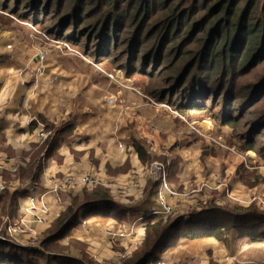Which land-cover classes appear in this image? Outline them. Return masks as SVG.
<instances>
[{
    "label": "crops",
    "instance_id": "1",
    "mask_svg": "<svg viewBox=\"0 0 264 264\" xmlns=\"http://www.w3.org/2000/svg\"><path fill=\"white\" fill-rule=\"evenodd\" d=\"M4 39L9 40L0 42V130L4 138L0 145V159L4 162L10 160L11 164L3 165L0 174H13L15 167H25L29 159L24 154L30 152L32 146L42 144L36 139L37 128L43 127L41 124L60 129L72 123L74 131L58 143L57 156L61 162L42 159V174L33 191L42 192L52 177L74 176L73 180L79 182L77 177L91 174L102 182V186L89 191L105 189L116 206L113 214L117 210L125 212L122 220L99 214L81 219L80 226L72 229L66 239L76 243V247H71L68 252L69 256L79 259L84 255L96 264H119L143 246V218L154 203L155 188L144 169L151 161L165 164L167 180L174 175L175 180L171 182L175 186L168 182L183 195L170 203L172 216L198 213L199 206L204 209L207 203L217 199V194L213 197L204 195L202 199H208L204 202L200 196H192L191 189L204 180L212 183L220 175L228 177L231 183L233 198L226 200L248 207L257 195L262 200L257 207L264 211V181L249 188L237 174L240 166L255 170L256 163L248 154H243L242 163L223 139L226 147L222 142L223 147L207 144L205 135L192 132L183 120L174 121L176 117L162 108L156 112L135 94L127 100L119 97L110 106L109 99L114 97L111 91L95 83L84 67L74 66L73 60L68 58L70 56L57 50L52 52L53 55L45 48L47 59L41 63L33 56L43 46L31 48L33 42L28 38L15 39L9 33ZM13 44L16 49L7 48ZM18 48L21 52L17 51ZM28 52H32L31 58H28ZM66 60L72 61L73 65L65 63ZM163 112L172 119H160ZM32 124L38 127L30 129ZM211 135H215L214 130ZM134 141L143 142L146 147L144 162L138 157ZM177 160L173 172L172 164ZM25 200L19 199L16 217L27 205ZM50 205L55 214L52 222L62 212L64 204H56L51 199ZM161 220L153 218L152 222ZM108 229L115 234L128 232L130 236L113 239L106 235ZM62 244L66 245V241ZM155 257L156 264H264V238H240L236 231H229L225 233L224 241L212 237L178 239L175 245L156 252Z\"/></svg>",
    "mask_w": 264,
    "mask_h": 264
},
{
    "label": "trees",
    "instance_id": "2",
    "mask_svg": "<svg viewBox=\"0 0 264 264\" xmlns=\"http://www.w3.org/2000/svg\"><path fill=\"white\" fill-rule=\"evenodd\" d=\"M30 1L37 4L38 7L44 4L49 5L52 2V0ZM174 1L131 0L130 3L121 5L117 4L116 0H111V2L102 5L101 2L94 0H76V3H74L76 5L75 14L78 13L81 16L80 23L84 21L89 23L92 15L99 18L97 24L87 28V32L80 35L79 40L92 29L91 36L93 35L95 40L101 39L103 41L95 48V55L106 57L108 60H110L108 57L111 56H113V60L124 44H126L127 52L132 58H153L157 55H163L162 61L166 60V65L168 64L164 69L165 78L162 80L157 75L153 77V73L149 79L151 82L155 81V84L143 93L147 97V101L139 94L137 95L148 106H150V103L152 104V101H156L153 103L163 109L164 106H161V104L165 102V99L161 96L160 90L162 87L170 84L173 88H180L186 82L188 84L198 83L200 89L194 90L187 96L178 95L174 103L166 101L165 104L178 112L187 122H200V120H189L188 118H202L205 115L207 100L203 99L207 92L208 95H212L209 92H221L225 91L226 88H230V94H235L234 90L238 86L236 83L238 75L248 74L255 69H261L264 72V0H203L200 3L199 10L196 6L199 0H178L173 4ZM180 3L186 6L184 8L185 12L176 5ZM68 6L69 3L66 7ZM110 7H113L114 14L107 18L100 17L98 11ZM122 7L126 12L131 10V16L126 17L121 14L119 10ZM256 7L260 10L258 12H260V18H263L262 22H257L254 25L247 24L246 21ZM160 10L162 11L161 14H159ZM135 14L136 16H134ZM140 16L142 18L141 22H144V24L147 22L148 17L153 18L151 23L154 27L151 31L145 32V28L141 23L136 28ZM134 17H138V20H134ZM116 18H121L123 24L129 21L131 25L135 26L126 25L125 31L121 32L119 37L118 30L114 28ZM180 28L185 29V38L199 36L195 39V44L201 42V46L195 52L189 53V59L191 60L181 65L175 72H171L176 62H172L169 52L164 54V45L167 42L173 43L175 41ZM132 29L134 31L130 33L128 30ZM156 30L158 31L156 32ZM47 34L52 35L49 31ZM73 35L76 36V33L74 32ZM61 36L63 35L56 38L61 42L67 41L62 39ZM166 37H169V39L167 40ZM124 39L127 40L120 44V41ZM75 42L78 43L79 41ZM67 43L72 46L76 44H72L69 40ZM111 43L112 48H110ZM197 56L199 57L197 58ZM129 66L130 63H126V67ZM140 72V69H138L136 73L139 74ZM215 98L216 103L217 97L215 96ZM243 99H246V97ZM246 101L250 102L249 99ZM231 111L237 112V105H231ZM242 114L241 111L235 119L229 116L224 120L212 121L215 136L223 139L228 147L235 146L243 154L252 151L260 156L261 153L264 154V148L261 146L255 147L253 141L256 131H259L260 135L264 131V114L251 119L247 133L236 137L232 135L228 128L237 127V122L242 119ZM183 118L176 117L174 121L181 122ZM41 125L44 130L51 131V135L40 146H32L31 151L24 154L29 159L25 167L18 166L13 174L5 172L3 175L6 180H19L21 185L29 182L34 189L37 187L38 179L42 174V166L44 165L42 159L52 158L61 162V159L57 156L58 143L65 140L74 131V125L67 123L60 129ZM35 126L38 127L37 124H32L30 129ZM224 130L227 131L224 132ZM3 142V133L0 130V145ZM133 144L139 159L144 162L147 159L144 143L134 141ZM177 162L178 160L172 164V167H174L173 172L177 168ZM255 170H248L244 166L238 168L237 174L240 181L249 188L255 187L264 181ZM170 176L167 181L172 183L171 181L175 180L174 175ZM153 186L155 188L154 195H156L158 183H153ZM28 194L27 189H20L1 195L0 214L10 217L15 216L19 199L26 197ZM62 195L65 197L63 201L64 209L42 231L41 235L43 237L49 231L45 238L43 237L41 247L44 246L43 248L46 249L56 243L60 246V249L54 252H45L43 249L37 251L36 247L22 248L14 244L0 243V264H85L81 260L87 259L84 255H81L79 259L68 255L71 247H76L75 242H67L66 240L70 237L71 230L80 226L81 219L94 214L113 215L120 220L125 217V212L122 210H117L113 214L116 206L108 191L103 188H96L91 191L84 188L78 191L64 192ZM235 207L236 209L230 211L227 208H221L220 205L207 203L202 212H192L189 215L180 216H172V214L156 223L152 222L154 218L152 215L146 214L142 222L145 228L144 244L124 263L156 264L155 253L166 246L175 245L178 239L212 237L224 241L225 233L229 231H236L237 236L240 238L249 237L252 240L264 238V211L256 205H249L248 207L235 205ZM61 241L62 243L66 241V245L62 244L61 246L59 244Z\"/></svg>",
    "mask_w": 264,
    "mask_h": 264
},
{
    "label": "rangeland",
    "instance_id": "3",
    "mask_svg": "<svg viewBox=\"0 0 264 264\" xmlns=\"http://www.w3.org/2000/svg\"><path fill=\"white\" fill-rule=\"evenodd\" d=\"M94 1H99L102 3V5L111 2V0H94ZM177 1L178 0H175L173 4H175ZM116 2L117 4L126 5L128 2L130 3L131 0H116ZM201 2H203V0H199V2L196 4L198 10ZM68 3L69 6L66 7ZM74 3H76V0H52L51 4L49 5L44 4L38 7L37 4L31 3L30 0H0V42L2 40L8 41L9 39H4V36H7V34L9 33L15 39L19 37L28 38L29 41L33 42V45H30L31 48H35L37 46L39 48L43 46L49 49L51 53L57 51H60V53H65L64 55L70 56L68 58L73 60L74 66L78 65L84 67L86 72L91 73V77L95 83H97L102 87H107L111 91L112 93L111 96L114 95V97H111L109 99L110 106H113L116 103V100L119 99V97L127 100L137 94L142 96L147 101V97L143 95V93L146 92L148 88L153 87L155 84V81L151 82L149 79L152 76V74L154 73L153 77L157 75L158 77L162 78V80L163 78H165L164 69L167 67L168 64L166 65L167 62L166 60L162 61L163 55H157L153 58H143V57L142 59H136L135 57L132 58L131 55L127 52V47H125L126 44H124L121 50L117 52L113 60H112L113 56L108 57L110 58V60H108L106 57H97L94 53L95 52L94 50L103 41L101 39L95 40V37H93V35L91 36L92 29H90L88 34L83 36L81 40H79V38L80 35H83L84 32H87V28L97 24L99 18L97 16L92 15L91 21L89 23H86L85 21L80 23L81 16L78 13L75 14L76 5ZM176 5H178L180 9H182V11L185 12L184 8H186V6H184L182 3ZM258 11H260L258 7L253 9L250 18L246 21L247 24L254 25L257 22L258 23L262 22L263 18H260L259 15L260 12ZM119 12L121 14H124L126 17L128 15L131 16L132 14L131 10L126 12L124 7H122V9H120ZM161 13L162 11L160 10L159 14ZM98 14L102 18H107L109 16H112L114 14L113 7L103 8L102 11H98ZM134 16H136V14ZM134 20H138V17H134ZM141 20L142 18L140 16V21L137 22L136 28H138L141 23V25H143L145 28V32H149L153 29L154 25L151 23L153 18L148 17L147 22L145 24L144 22H141ZM128 24L131 27L135 26V25H131L129 21H127L126 24H123L121 18H116L114 20V28L118 30L117 31L118 36L120 35L121 32L125 31V27ZM134 29L128 31H130L131 33L134 31ZM48 31L51 32L52 35L54 36L47 34ZM157 31L158 30H156V32ZM184 31L185 29L180 28L175 38V41L173 43L167 42L166 45H164L165 48L164 54L169 52V57L170 59H172V62H176V64L171 69V72H175L181 67V65L191 60L189 59L190 58L189 53L195 52L201 46V42L195 44L196 42L195 39H197L199 36L195 38H185L186 34H184ZM74 32L76 33V36L73 35ZM163 33L164 32L162 29V35ZM56 34H58L59 36L63 35L61 36L62 39H65L67 41L69 40L72 42V44L76 43L75 41H79V42L73 45L74 46L73 47L72 45L68 44L67 41L61 42L59 39H57L56 37L59 36ZM166 39L168 40L169 37L168 38L166 37ZM125 40L127 39L120 41V44H123ZM14 46L15 44H13L12 49L13 48L16 49ZM110 48H112V43ZM17 51L21 52V49L18 48ZM27 54H29L28 58H31L32 52H28ZM52 54L54 55V53ZM198 57L199 56H197V58ZM73 62L67 60L65 61V63H68L70 66L73 65ZM126 63L128 64L130 63V66L126 67ZM138 69H140L141 71L139 74L136 73ZM112 78H115V80L119 81V83H115L113 81L114 79ZM236 83L238 84V86L234 90L235 94L233 93L230 94V88H226L225 91H221V92L218 91L209 92L212 95H208V92L205 94V97L203 99V100H207L206 101L207 111L205 115L202 118H195V117L188 118L189 120H200V122H196V121L187 122L186 119L183 118L178 112L174 111L171 107L165 104L167 102L174 103L177 100L178 95L182 94L184 96H187L190 95L194 90L200 89L199 87L200 85L198 83L188 84L186 82L183 85V87L181 86L180 88L178 87L173 88L170 86V84L165 85L160 90L161 96L164 97L165 99V102H163L161 106H164L163 109L167 113L173 114L172 116L183 118L182 120L186 123V125L188 124L192 132L196 133L199 136L205 135L207 144H211V146L219 147L218 138L220 137L217 138L215 135H211L213 131L212 121L224 120L226 119V117L229 116H232V118L235 119L237 118V115L242 111L243 112L241 117L242 119H240L237 122L238 126L233 129L228 128V130L232 132V135L238 137V136H243L247 133L249 124H251V119L264 114V72L261 69H255L248 74L238 75L236 78ZM215 96L217 97L216 103H215L216 100ZM244 97H246V99H243ZM247 99H249L250 102L246 101ZM153 102L154 101H152L153 105L151 103L149 104L151 109L154 108L156 112H159L158 109L160 108V106L158 105L159 107H157V105L154 104L156 101L154 103ZM231 105L234 106L237 105L238 111L232 112ZM242 109L246 111H243ZM159 117L160 119L163 118V121H165L166 117H168L169 121L172 119L168 114L166 115L165 112H163V114L160 113ZM199 124L200 126L196 128V126ZM39 129H37V134ZM201 129H203L204 134L201 132ZM226 131L227 130H224V132ZM37 134H36V139L38 138L39 141L43 142L39 138V136H37ZM253 144L255 145V147L261 146L264 148V131L261 132V135L259 131H256V134L254 135ZM230 150L236 152L237 158L242 163H244V155L241 151L238 150V148L234 146L231 147ZM246 154H248V156L251 157L252 162L255 161L256 163L255 165L257 169L255 171H257L258 174L264 179V175H263L264 154L261 153V155L258 156V154L256 155V153L252 151L247 152ZM247 160L249 161V158H247ZM153 162L162 163L164 166L165 164L161 161H151L146 164L144 169L145 172H147V178L151 180L153 183H155L154 179L148 174L150 164ZM9 164H11L10 160L9 162H4L3 159H0V170L3 168V165L8 166ZM15 169H17V167H15ZM165 170H166V180H167L166 167ZM70 177L76 178L74 176H70ZM81 177H77V178H81ZM93 177L99 181V184L94 185L92 188L89 189H87L86 187H82L81 185L79 187L72 188L71 190H68L66 192L76 191L78 189H84V188L90 190L100 185L102 186V182L95 176ZM50 179H56V180H52L51 181L52 184L50 186L47 184L46 187H43L46 190H51V187L54 182H58L59 180H63L64 178L53 177ZM0 182H3L6 185H8L11 188L10 189L11 191L13 188H18L21 183L19 180H13V181L6 180L4 175L1 174H0ZM167 183L170 185L173 191L177 193L175 197H172V199H168L169 203H171L177 197L183 196L168 181ZM223 183H226L228 186L231 184L230 179L225 175H220L215 177L212 183H210L208 180H204L203 182L201 181L200 184H197L198 186H196V188L193 187L191 189L192 196L194 197L200 196V199L206 202L208 199L207 200L202 199L204 195L205 196L211 195L213 197L214 195L217 194V199H215L212 203L215 205H220L221 208H227L228 210L233 211L234 209H236V207L232 202H230L232 200H226V198H233L231 196L230 187L228 188L229 189L228 194H226L224 191L225 187L222 185ZM130 184H132V181H130ZM157 197H158L157 194L154 195L155 199H157ZM64 198L65 197L61 194L60 203H63ZM21 199L25 200V197ZM261 201L262 200L259 196L254 195V198L252 199L250 205L258 206V204H260ZM221 202L222 204H220ZM190 213L192 212H189V214ZM52 215L53 216L55 215L54 212H52ZM171 215L172 214H170V216ZM6 217H10V216L0 214V230H3L4 220ZM10 218L16 219L17 217L13 216ZM43 230L44 229L42 228H38V233L35 235L37 240V245L34 247H36V250L39 251L43 249L45 250V252H54L56 250H59L60 246H58L56 243L51 247L46 248L47 250L43 248L44 246L41 247L42 246L41 241L43 237L45 238V236L49 233V231H47L45 235L42 237L41 235ZM59 244L62 246V241ZM87 259H81V260L85 262V264H96L94 261L91 260L93 262L92 263L91 261H89L90 259L88 260ZM127 259L129 258L124 259V261L125 260L127 261ZM124 261L119 264H126V262L124 263Z\"/></svg>",
    "mask_w": 264,
    "mask_h": 264
},
{
    "label": "built area",
    "instance_id": "4",
    "mask_svg": "<svg viewBox=\"0 0 264 264\" xmlns=\"http://www.w3.org/2000/svg\"><path fill=\"white\" fill-rule=\"evenodd\" d=\"M7 48H12V46H7ZM45 48L46 47L40 48V50L34 54L33 59H38L39 62L45 63L48 55ZM112 79H114L113 81L115 83H119L115 78ZM37 129H39L38 136L42 141L46 140L52 133L51 131L44 130L43 127H38ZM218 140V145L223 147L221 139L218 138ZM148 174L158 183V197L154 200L153 205L147 210L146 214L152 215L155 219L161 218L164 220L166 217L170 216V214H173V208L168 202V199H172L177 193L173 191L167 183L166 170L162 163H151ZM52 180L56 179H49V186L52 184ZM97 184H99V181L90 174L82 176L79 182L73 180L70 176H64L63 180L53 183L51 190L45 189L42 192H34L30 183L20 184L19 189H27L29 191V194L25 197L27 205L23 209L22 214L16 219L10 217L5 218L3 230H0V243L14 244L28 248L36 246L37 240L35 235L38 233V228L45 229L51 223L53 215L50 200L52 199L56 204L60 205V197L63 192L81 185L93 187ZM222 185L225 187V193L228 194L229 186L226 183H223ZM10 189L11 188L8 185L0 182V196L10 191ZM199 208L200 209L196 211L198 213L203 211V206H199ZM106 235L113 239H122L130 236L128 232L121 231L120 233L115 234L111 230L106 231Z\"/></svg>",
    "mask_w": 264,
    "mask_h": 264
}]
</instances>
